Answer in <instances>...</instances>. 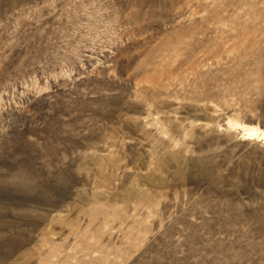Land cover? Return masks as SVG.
<instances>
[{"label":"rangeland","instance_id":"obj_1","mask_svg":"<svg viewBox=\"0 0 264 264\" xmlns=\"http://www.w3.org/2000/svg\"><path fill=\"white\" fill-rule=\"evenodd\" d=\"M264 0H0V264H264Z\"/></svg>","mask_w":264,"mask_h":264},{"label":"bare ground","instance_id":"obj_2","mask_svg":"<svg viewBox=\"0 0 264 264\" xmlns=\"http://www.w3.org/2000/svg\"><path fill=\"white\" fill-rule=\"evenodd\" d=\"M247 134L249 136L257 135V137H262L261 139H264V131H259L257 129H247Z\"/></svg>","mask_w":264,"mask_h":264}]
</instances>
